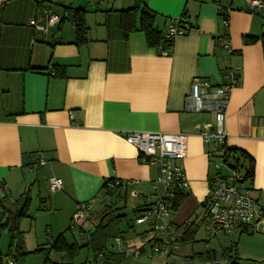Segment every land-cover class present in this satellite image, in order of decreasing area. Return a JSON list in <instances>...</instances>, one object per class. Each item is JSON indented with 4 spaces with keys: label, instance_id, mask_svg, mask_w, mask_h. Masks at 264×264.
Wrapping results in <instances>:
<instances>
[{
    "label": "crops",
    "instance_id": "obj_1",
    "mask_svg": "<svg viewBox=\"0 0 264 264\" xmlns=\"http://www.w3.org/2000/svg\"><path fill=\"white\" fill-rule=\"evenodd\" d=\"M142 1L157 13L155 27L165 33L168 19L183 14L187 27L193 25L174 38L170 54L149 46L142 31L124 37L119 11L136 0H0V217L6 209L5 216L13 213L16 200L30 191L28 214L20 222L27 251L48 247L62 232L70 243L88 241L79 232L69 239L68 223L83 204L93 207L88 220L93 226L83 227L94 230L108 207L124 208L139 194L154 200L161 194V187L153 188L157 167L142 163L126 137L136 130L186 133L189 187L167 221L184 232L198 227L196 239L215 170L209 158L213 145L201 131L204 122L216 119L214 112H190L185 104L193 79H207L206 97L221 98L222 84L236 69L241 81L229 94L223 131L228 147L252 158L250 193L264 210V54L261 41L245 43L246 37L264 34V6L257 12L245 0ZM62 5L85 10L86 41L78 43L70 16L45 33L29 24L48 10L62 14ZM225 19L224 40L219 37ZM226 42L231 53L220 46ZM38 153L46 163H39ZM51 175L63 180L62 189H49ZM113 178L121 185L114 193L111 183L105 186ZM142 202L133 201L135 210ZM204 230L202 239L209 241ZM8 246L9 235L1 251L7 253Z\"/></svg>",
    "mask_w": 264,
    "mask_h": 264
},
{
    "label": "built area",
    "instance_id": "obj_2",
    "mask_svg": "<svg viewBox=\"0 0 264 264\" xmlns=\"http://www.w3.org/2000/svg\"><path fill=\"white\" fill-rule=\"evenodd\" d=\"M248 9L260 11L264 6L263 0H245ZM168 23V38H175L184 34L188 29L177 24L178 18H173ZM61 21V14L52 10L46 11L40 17L30 20L31 27L38 32H47L51 27ZM228 28L227 19L224 20ZM227 53H231L229 43H225ZM164 53H168L166 50ZM229 83H223L221 98H207L206 90L211 87L207 79H193L192 89L187 96L185 109L190 112H214L216 122L203 123L201 135L204 141L213 145L212 154L223 156V145L226 143V135L223 131L226 109L231 90L241 81V70L236 69L229 73ZM126 137L139 151L142 163L155 165L158 175L153 183V188L161 187V194L155 198L152 204L136 217L137 224H146L158 237L157 243H151L152 250L160 255H167L180 247V241L184 236L183 228L168 222L167 219L174 210V203L179 192L189 187V181L183 167V160L187 155L186 133L163 131H130ZM39 163H46L45 157L36 155ZM219 170L209 177L210 194L205 201L203 220L206 225V236L209 241L219 233L229 235L232 232L247 227L252 233L264 231V210L258 205L251 195L250 189L243 183L244 175L238 168H230L224 158L215 165ZM227 171H226V170ZM52 192L63 187V180L51 175L47 180ZM145 200L146 196L139 194ZM143 200V201H144ZM93 207L83 204L73 216V222L79 223L83 218L87 219ZM118 245L122 246V238L116 237ZM121 250L127 255L141 256L148 254L145 249L124 247Z\"/></svg>",
    "mask_w": 264,
    "mask_h": 264
},
{
    "label": "trees",
    "instance_id": "obj_3",
    "mask_svg": "<svg viewBox=\"0 0 264 264\" xmlns=\"http://www.w3.org/2000/svg\"><path fill=\"white\" fill-rule=\"evenodd\" d=\"M264 1V0H263ZM62 14H61V21L63 19L71 17L72 23L74 25V29L76 32V37L78 39V43L87 40L88 34V27L85 21V10L73 8L70 5L63 6L62 5ZM223 16L226 17V13L222 12ZM157 13L149 8L142 0H136L135 4L128 9L119 11V26L123 32L124 37H128V34L132 31H142L144 32L147 40V44L151 47H156L159 49L160 52L166 50L169 54L172 51V46L174 42V38H168L164 30L158 29L155 27ZM174 20L172 18L168 19V23ZM60 21V22H61ZM184 22L189 24L186 14H183L181 17L178 18L177 24L179 26H184ZM193 26L192 24L188 26ZM229 36L228 28L226 26L223 27L222 35L219 37L220 39L227 38ZM257 41H261L263 47V54H264V34L257 37H246L245 43H255ZM228 42V41H227ZM226 42V43H227ZM221 48L226 52L225 44L221 45ZM227 53V52H226ZM224 151L223 156H216L212 154L213 151H210L209 158L211 161L215 163V165L220 161V159L224 158L226 164L230 168H238L244 170V181L248 187L251 189L250 185L253 181L254 176V163L252 158L245 152L232 149L227 146L225 143L223 145ZM226 170V169H225ZM219 170L216 169L209 174V177L212 174L217 173ZM105 186L108 183H111L112 187L108 188L109 191L114 193L117 188L121 185L119 181L116 179H109L105 182ZM109 185V184H108ZM186 194L184 191L179 192L175 203L174 208L176 209L184 196ZM209 197V196H208ZM208 199V198H207ZM17 208L15 211L7 216V209L1 213L0 217V227L2 230H7L9 235V246L7 253H3L0 249V264H5L6 258L11 256L14 263L20 264L21 261H24L26 257L31 253L42 252L45 254L44 264H92L89 260H85L82 263H74L73 259L80 253V250L83 247H88L93 250L94 253V263L95 264H120L122 260L130 255H127L125 251L118 249V250H111L107 247V240L109 237H120L121 230H120V221L122 218L118 216L115 221H112V214L110 211H106L102 213V219L100 220L99 224L94 228V230H85L83 225H80L79 233H87L88 234V241L85 244H79L78 242H68L66 239L65 233H60L55 239L50 243L48 247H39L33 251H27L25 249L24 239H23V231L20 229V222L21 220L27 216L28 210L31 204V195L30 191H25L15 202ZM152 202H147L144 200L142 204L136 207L135 212L139 215L145 209H147ZM2 206V205H1ZM92 213L88 216L87 220H90ZM108 216L112 217L111 220H108ZM106 221V223L104 222ZM204 221V220H203ZM73 222V220H72ZM74 223H72L71 227H73ZM198 227L192 226L189 227L188 230H185L184 236L181 239L180 243L191 242L194 240V237L197 233ZM239 230V229H238ZM240 232H247L252 233L247 227L240 228ZM145 233V232H144ZM158 237L154 234L153 237L149 240L150 242V252L157 253L152 250L151 243H157ZM237 244L238 242L235 241L227 250L225 251V256H227V263L228 264H239L237 259H240L237 253ZM146 244L141 245L140 250L146 249ZM181 245V244H180ZM144 246V248H142ZM139 247V248H140ZM180 249V247H179ZM171 251L167 254V256H172L177 254L179 251ZM56 252L59 254L64 255V257L70 260L69 263L59 262V261H51V253ZM159 254V253H158ZM196 259H200L203 261H213V264H222L220 260H217L215 251L208 248L203 252H197L193 255L188 256L187 262L184 264H197ZM175 261H173L174 263ZM176 264V263H174ZM178 264V263H177Z\"/></svg>",
    "mask_w": 264,
    "mask_h": 264
},
{
    "label": "rangeland",
    "instance_id": "obj_4",
    "mask_svg": "<svg viewBox=\"0 0 264 264\" xmlns=\"http://www.w3.org/2000/svg\"><path fill=\"white\" fill-rule=\"evenodd\" d=\"M178 18V17H176ZM70 21H67L65 25L67 27H70L71 23ZM227 171V170H226ZM241 173H244L243 169H240ZM152 190L144 191V193L150 194ZM116 201V197L113 199ZM138 200L143 201L141 197H133L131 202L126 207H122L121 205L116 206L112 209L111 214L113 216H108V220L115 221L118 216H121L120 224V230H121V237H122V246L118 245L116 238L109 237L107 240V247L111 250H118L121 248H124L126 246L132 247V248H138L141 249V245L146 241V253L148 254L141 255V256H134V254L124 258L120 264H184L187 262L188 257L192 255L194 252H203L206 249L215 248L217 251V257L218 260L221 261L222 264H228L227 263V256H225V249L229 247L231 244H233L235 241H238V256L240 259H237L239 264H264V260H261L264 258V250H262L264 246V238L261 237L264 235L263 231L252 233L250 235L247 234H240L239 231H235L229 235H225L223 233H219L214 239L211 241H205L206 239H202V236L204 235V228L206 225H204V228L201 227L199 230L196 239H194L192 242H189L188 244H184L180 251H178V255L174 254V256H165L160 255L158 253H151L150 252V242L149 239L153 237L154 232L150 229V232L147 230L149 227L146 224H137L136 223V217L138 214L135 212V204H137ZM147 202H151L150 200H154V198L149 197L145 198ZM111 201V200H110ZM134 201V205H132ZM116 204V202H114ZM109 204V203H108ZM121 204V202H120ZM109 211L110 208L108 207ZM15 211V210H14ZM13 211V212H14ZM92 213V211L89 213V215ZM198 214V213H197ZM102 214L99 215V218H101ZM106 223V221H104ZM71 223H74L72 227V231L69 234V239L71 242L75 240L78 236L77 233L80 230V225H83L84 227L92 228L93 225H89L90 223L88 220L83 218L79 223L72 222V220L69 221L68 225ZM86 223V225H85ZM67 225V226H68ZM0 249L2 251L7 250V242H8V232L6 230H2L0 227ZM145 231V233H143ZM76 233V235H75ZM37 236L40 237V232L36 233ZM34 239L33 234L29 236V240ZM219 240H221L219 242ZM79 244L85 243L87 241L86 238L83 239V241L76 239ZM234 241V242H233ZM127 244V245H126ZM32 245V243H30ZM142 246V248H144ZM233 246V245H232ZM140 247V248H139ZM189 250V255L185 254L186 249ZM51 261H59V262H65L69 263L70 260L66 257H63L64 255L52 252L51 253ZM177 259L174 263L172 260ZM45 254L42 252H36L29 254L24 261H21L20 264H44ZM89 260L92 262V264H95L94 262V253L91 248L83 247L80 250V253L73 259L74 263H82L85 260ZM197 264H213V261H203L200 259L195 260ZM5 261V264H15L14 261ZM17 264V263H16Z\"/></svg>",
    "mask_w": 264,
    "mask_h": 264
}]
</instances>
